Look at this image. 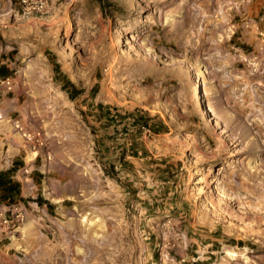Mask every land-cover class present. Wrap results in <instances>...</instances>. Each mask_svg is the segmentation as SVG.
<instances>
[{
	"label": "rangeland",
	"instance_id": "1",
	"mask_svg": "<svg viewBox=\"0 0 264 264\" xmlns=\"http://www.w3.org/2000/svg\"><path fill=\"white\" fill-rule=\"evenodd\" d=\"M7 29L0 62L12 47L49 76L21 144L45 174H18L0 264H264V0H50L43 17L0 0Z\"/></svg>",
	"mask_w": 264,
	"mask_h": 264
},
{
	"label": "crops",
	"instance_id": "2",
	"mask_svg": "<svg viewBox=\"0 0 264 264\" xmlns=\"http://www.w3.org/2000/svg\"><path fill=\"white\" fill-rule=\"evenodd\" d=\"M241 10L234 14L230 12L228 19L233 22L234 17L244 16L245 12ZM9 29L2 33L0 40L7 41L10 39ZM14 48H9L7 52V58L0 62V178L3 184L0 185V218L5 217L6 212L15 210L19 207L17 199L22 198V192L20 194H12L6 196V193H2L11 185L12 182H18L20 184V178L18 174L21 169L26 166L32 165L29 175L41 178L45 173L41 169L44 165H39L41 159L40 155L36 156L32 162H28V150L22 146V142H30L33 137L30 134H35L41 130L43 117H40L38 110L35 107V103L39 102L38 88L44 84V79L49 76L48 71L39 64L38 61L31 60L30 62L21 65L22 57L19 56ZM3 52V50L1 51ZM18 55V57H16ZM13 60H12V59ZM12 86V87H11ZM3 88L6 89L3 91ZM6 98V96H8ZM22 137L24 140H22ZM59 139V138H58ZM55 142V137L50 138V141ZM54 142H51L52 145ZM33 147L30 145V148ZM36 148V146L34 147ZM25 156V157H24ZM38 160V161H37ZM69 160L66 158H57L56 161L50 166L51 170L59 169L58 176L53 179V192L60 194L61 190L57 186L58 184L66 183L69 181ZM11 173H7L14 169ZM65 180V178H67ZM40 180V179H39ZM5 184V186H4ZM20 189V187H19ZM41 199L48 200L46 197H40ZM39 198L35 199V205H39L37 202ZM45 207L52 209L53 204H44ZM43 205V206H44ZM1 224V223H0ZM3 225V224H1ZM5 229V226L3 225Z\"/></svg>",
	"mask_w": 264,
	"mask_h": 264
},
{
	"label": "built area",
	"instance_id": "3",
	"mask_svg": "<svg viewBox=\"0 0 264 264\" xmlns=\"http://www.w3.org/2000/svg\"><path fill=\"white\" fill-rule=\"evenodd\" d=\"M16 3L24 16L37 15V16H47L50 10V0H16ZM13 218L4 219L3 223L8 231L11 228L18 230L23 222V215L21 213L13 214ZM3 233H0V237Z\"/></svg>",
	"mask_w": 264,
	"mask_h": 264
},
{
	"label": "trees",
	"instance_id": "4",
	"mask_svg": "<svg viewBox=\"0 0 264 264\" xmlns=\"http://www.w3.org/2000/svg\"><path fill=\"white\" fill-rule=\"evenodd\" d=\"M68 84H69V86H72L74 88V90H75V94H73V95L70 94V98L71 99H75L79 94L82 93L81 90L75 89V86L72 85V83H68ZM99 107H100L101 110H105L106 109L103 105H100ZM107 110L109 111L110 108L107 107ZM116 112H118V110H116ZM108 117L110 118V121H111V120H116L118 116H115V115L112 116L111 113H108ZM133 124L139 125L141 128H147V129H149V130H151V131H153L154 133H157V134L161 131L160 129H157L156 128V125L155 124L150 123L149 120L142 121V117L141 116H136V119H135V121H134ZM162 132H167V128L165 127V125H162ZM13 170H15V168L12 169V170H10L7 173H11ZM2 184H3V181L0 178V185H2ZM10 184L11 185H9L8 188H6L4 190L1 189L2 193L3 192H4V194L6 193V196H10L12 194L19 195L20 194V189H19L20 184L18 182H16V181L13 182V183L11 182ZM4 186H5V184H4ZM37 202L39 203L40 206H42L44 204H48L50 206V203L48 201H46L44 199H41V198H39L37 200Z\"/></svg>",
	"mask_w": 264,
	"mask_h": 264
},
{
	"label": "bare ground",
	"instance_id": "5",
	"mask_svg": "<svg viewBox=\"0 0 264 264\" xmlns=\"http://www.w3.org/2000/svg\"><path fill=\"white\" fill-rule=\"evenodd\" d=\"M195 90H198V84H196ZM199 101H200V100H199ZM199 101H198V102H199ZM36 156H37L36 153H32V154H30V155L28 156V158H27L28 162H29V163L32 162V161L35 159ZM84 221H85V219H84ZM28 227H29V226H27L25 230H27ZM228 255H230V257L232 258L235 254L229 252Z\"/></svg>",
	"mask_w": 264,
	"mask_h": 264
}]
</instances>
